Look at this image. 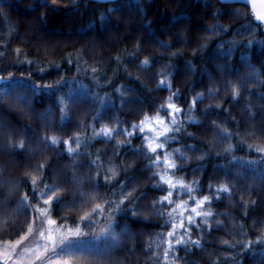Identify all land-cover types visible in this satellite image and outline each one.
<instances>
[{
	"label": "snow or ice",
	"instance_id": "1",
	"mask_svg": "<svg viewBox=\"0 0 264 264\" xmlns=\"http://www.w3.org/2000/svg\"><path fill=\"white\" fill-rule=\"evenodd\" d=\"M191 2L199 4L213 22L203 26L204 35L190 51L193 56L200 53L203 60L205 50L212 48L211 57L226 60L215 66L219 77L213 76L204 64L199 66L200 74L196 76L197 65L190 58L184 59L182 64L174 63L183 52L174 48L173 42L187 45L191 42L189 37L181 31L169 32L171 40L160 39L151 27V20H144L140 25L143 39L137 37L130 50L120 49L109 57V62L114 64L110 74L100 61L93 60L90 65L84 48L65 52L59 59L29 56L27 49L20 46L12 48L8 54V36H19L21 44H27L24 39L27 33L14 30L0 5V23L8 27V33L0 38V60L7 56L0 67V73H5L0 74V115L4 110L9 113L16 110L20 115H31L41 121L40 128L34 131L31 123L12 126L10 121L0 119V139L3 140L0 154L12 158L22 155L27 148L25 159L29 161L19 180L0 178V188H6L0 209L5 212L12 203L10 197L23 182L25 190L19 192L13 213L24 215L26 225H21L24 230L16 238L0 240V264H115L110 255L112 250L123 246L126 237L134 239L144 235L142 230L132 232L127 222L120 223L119 217L125 214L143 221L154 218L157 225L144 236L142 250L150 254L145 257L146 264H195L178 253L202 249L204 236L221 229L229 238H219V245L226 246L228 251L211 256V264H241L236 257L245 253L259 258L254 259L253 264H264V220L259 221L258 226L253 220L250 229L227 208L220 211L213 208L214 204L227 200L229 205L238 206L241 215L246 217L249 206L256 203L255 198L247 199L246 194L250 196L253 190H260L259 187L254 189L252 182L264 184V135H257L254 127L241 131V122L235 115H229L237 104L241 105L240 110L247 120L255 118L254 107L264 109V105L250 102L252 94L258 101H264V91L258 90L264 88V59L257 67L251 63L250 56L254 46L264 51V0H216L222 5L219 8L212 0ZM80 3L81 0H68L63 5L60 0H32L28 8L33 13L44 9L35 16L43 26L49 12L61 8L82 12ZM144 3L145 0H83L85 8L90 4L107 5L96 9L94 20L90 21L98 23L101 29L118 27L110 16L125 8L134 7L143 17L147 14ZM210 7L211 11H207ZM221 16L230 17L232 21L221 23ZM190 19L183 12L179 16L174 14L162 30ZM25 27L32 29L33 25L28 23ZM151 44L156 45L157 50L141 56ZM237 48L246 50L241 51L239 58V63L247 69L242 74L239 67L233 66ZM159 49L171 50L161 52ZM37 51L43 57L50 55L46 47ZM129 63L145 78L155 81L146 88L139 75L134 77L148 96L139 93L129 96L135 89L127 84L112 87L117 71L132 76ZM65 67L70 76L65 74ZM9 68H26V71L17 74L8 71ZM52 72L58 75L53 77ZM185 73L195 79L173 87V78ZM229 73L234 78H225ZM33 76L41 79H33ZM84 78L89 83H84ZM197 84L201 87L194 91ZM101 87H109L110 91H98ZM153 92L166 94L156 102L155 98L149 99ZM41 97L52 103L37 111L33 102H39ZM205 99L209 103H203ZM226 99L228 104L224 103ZM85 102L89 107L73 120L74 110ZM134 102H139L141 107H135ZM125 104L132 106L137 119L128 121L119 115ZM189 126L207 135L206 143L202 142V136L187 131ZM70 128L73 130L69 131ZM259 132L264 133V126ZM133 140L138 142L133 144ZM98 141L110 145L111 150L108 147L93 150L92 144ZM30 142L32 147H28ZM215 148L219 151L214 152ZM48 149L54 151L57 159L68 157V163L51 170V176L48 175ZM237 151L246 154L235 155ZM128 153L143 161L139 169L134 170L133 163L122 158V154ZM37 154L40 158L31 162L30 158ZM210 158L217 162L208 171L206 161ZM85 163L90 175L77 171ZM133 170L147 172L143 186L133 182L136 179L131 174ZM245 177L250 182L240 186L242 190L237 195V181ZM101 188L105 191H99ZM150 192L154 195L147 199L149 212L141 216L137 205L146 200ZM68 210L76 213L74 219ZM57 211L60 215L54 216ZM221 216L226 220L217 219ZM250 231L255 232L254 238L249 237ZM128 251L135 248L129 247Z\"/></svg>",
	"mask_w": 264,
	"mask_h": 264
},
{
	"label": "trees",
	"instance_id": "2",
	"mask_svg": "<svg viewBox=\"0 0 264 264\" xmlns=\"http://www.w3.org/2000/svg\"><path fill=\"white\" fill-rule=\"evenodd\" d=\"M32 2V0H0V5L4 8L7 13V21L11 24L14 30L20 34H25L24 39L28 42L27 44H21L19 36H8L9 43L7 44L8 54H10V50L14 47L20 46L22 48H26L29 56H37L40 59H59L65 52H70L73 49L84 48L85 49V59L89 61V64H92L93 60H97L101 62V66L106 69V73L110 74L114 67V64L109 62V57L116 53L120 49H131V46L135 43L136 38L140 37L144 38L143 30L140 27L142 21L151 20V27L156 31V34L160 37V39H168L171 40L172 37L169 35V32H181L185 31L186 35L190 39V43L187 45H182L177 42H173L174 48H179L183 52V56L177 58L174 61L176 64H182L183 60L186 58L192 59L193 63L197 65L196 76H199V66L204 64V66L212 72L213 76L219 77V72L216 70L217 64L225 63L226 60H221L219 58L211 57L212 48L206 49L204 52V59H200V53H196L195 56L191 53V48L195 46L196 40L204 35L203 26L212 23V17L210 15L205 14V10L201 9L199 4L193 5L191 0H145L143 5L146 15L143 17L133 8H125L123 12H113L110 16V19L114 25H118V27L112 28H104L101 29L98 23H90V21L94 20V16L96 15V9L106 8V4H90L87 8L83 5V0H81L80 8L81 11L70 12L64 8H61L59 11L49 12L43 26L39 21L35 19L36 14L39 11L44 9H37L36 13H33L28 5ZM61 4H65L68 0H60ZM212 3L215 7H222L221 4L216 3V0H212ZM232 7H236L233 5ZM211 11V7L207 10ZM183 12L191 17L190 20H181L180 23H174L170 29L167 31L162 30V26L168 23V20L175 14L179 16V14ZM232 18L227 16H221V23H230ZM127 22V26H126ZM31 23L33 25L32 29H26L25 25ZM235 23H242V21H235ZM199 26V28H198ZM8 33V27L2 23H0V38H4L5 34ZM232 33L229 32L228 36H231ZM227 39V37H223ZM260 39V36L257 37ZM47 48L50 52L48 57H43L40 55V52L44 48ZM214 47V40L213 45ZM156 45L151 44L145 52H142L140 55H148L151 52L156 51ZM171 49H159L161 52H167ZM243 49L237 48L235 50L233 56V66L239 67V73H245L247 69L239 63V58L241 55V51ZM246 51V50H243ZM251 63L257 65L259 67L260 61L264 59V51H258V46H254L250 52ZM167 59V56L163 57ZM7 60V56L5 60H0V67H3L4 63ZM127 63V61H125ZM63 67V66H62ZM158 67V65H157ZM66 75H71L68 69L63 68ZM128 70L132 73V76H126V73L123 71H117L116 76L112 81V87L114 88L116 84H127L130 88L135 89V92H129V96H133L136 93H139L141 96H148V93L141 88V85L138 81L134 79L137 75L141 77L144 81V86L151 87L155 81L148 80L145 78L142 72H139L133 64H128ZM154 70V69H153ZM8 71H14L17 74L21 71H26V68H9ZM5 74V73H0ZM51 75L54 77L58 75L57 72H52ZM232 77L233 74L229 73L225 78ZM48 77H43V79H47ZM33 79H41L40 76H33ZM194 76L191 74H183L177 75L173 78V87L182 86L186 80H193ZM84 83H89L87 78H84ZM249 83H254V81H249ZM201 85L197 84L194 91L199 90ZM185 93L187 89H183ZM259 91H264V88L258 89ZM100 92H109V87H101L98 89ZM166 93L162 92H153L149 99L155 98L156 102H159L160 98ZM55 95V94H53ZM241 104L243 103V97L240 98ZM253 105L260 103L264 105V101H258L255 94H252L251 101ZM52 101L48 99H44L41 97L39 102H33V107L39 111L42 110L46 104L51 105ZM148 103V100L145 101V105ZM203 103H209L207 99L203 101ZM225 104H228V100L224 101ZM135 107H141L139 102H134ZM89 107L88 102H85L80 108L75 109L73 113V120H75L79 115L84 113V110ZM129 104H125L124 107L119 111V115L121 117H125L128 121H132L133 119H137L138 116L134 115ZM199 107V106H198ZM241 105L237 104L234 108H232L229 115H235L237 119L241 122L240 130L243 131L246 127H254L257 129V135H264V133H260L259 129L264 126V109L254 107L252 109L255 118L252 120L245 119V114L240 110ZM26 111V109H24ZM199 115V113H196ZM58 115V113H57ZM90 116L91 113H88ZM0 119H6L11 122L12 126H17L19 124H29L33 125V130H38L41 125V121L36 120L34 116L31 115H20L16 110H12L10 113L8 110H4L3 115H0ZM230 127H234L231 126ZM73 129H69L71 131ZM189 132L197 133V136H202V142L207 141L208 136L199 131L196 127L189 126L187 128ZM137 140H133V144L137 143ZM189 142V141H182ZM194 142V141H193ZM0 143H3V140L0 139ZM33 144L30 142L28 147H32ZM108 147L111 150L110 145H104L102 142H94L92 144V149L95 150L97 148ZM214 152L219 151L218 148L213 150ZM49 157V173L48 175H52L51 170H58L62 168L63 165L68 163V157L66 155L59 157L58 159L55 157V153L52 149H48L46 153ZM235 155H245L244 151H237L234 153ZM195 155V154H193ZM28 156L27 148L22 155L14 156L10 158L7 154H0V178L3 179H17L19 180L21 173L24 171L26 164L29 162L25 159ZM40 156L37 154L35 157H31L30 161L35 162L39 159ZM122 158L125 162H132L134 165V170L139 169L143 161L138 158H134L131 153L122 154ZM83 159V158H81ZM214 162L212 158L206 161L208 171H211V166ZM131 173L136 177L133 181L134 183H138L141 186L145 184V178L147 177V172L139 173V172ZM78 173L81 175H90V170L88 169L86 163L81 165L77 169ZM149 171H151L149 169ZM223 175V173H220ZM121 179L124 177L121 176ZM232 179L231 176L228 177ZM208 179L207 172L205 173V181ZM250 181L247 177L243 180L237 181V195L239 194V190H242L240 186L248 184ZM253 188L259 187V191L253 190L248 196L246 194L247 199L255 198V205H250L248 209L247 216L244 217L241 215V209L238 206H231L227 200H224L222 203L214 204L213 208L217 211L227 208V210L236 218L245 223V226L248 228H252V221H257V226L259 221L264 220V184H260L259 181H253ZM86 186V185H85ZM25 186L23 182L19 183V187L16 192L12 194L10 197L12 203L7 205L6 212L5 210L0 209V240L3 239H13L19 235L20 231H23L24 228L21 225H25V217L22 214L13 213V209L15 207V200L19 195L20 191H24ZM145 190H147L145 188ZM6 191V188H0V199H2V194ZM99 191H105L104 188L99 189ZM154 193H149L146 200H142L137 205V208L140 209V215H146L149 212L147 208V199H151ZM68 197H66L67 199ZM11 214V215H8ZM68 214L75 218L76 213L73 210H68ZM60 211L54 213V216H59ZM217 219L226 220L225 217H217ZM120 223L124 224L127 222L129 224L130 230L132 232H137L138 230L143 231V236L137 235L134 239L125 238V244L123 246L118 247L117 249L112 250L110 255L113 257L115 264H146L145 257L150 255L149 253L143 251V240L144 236H147L151 231H153L157 225L154 222V218L150 220L143 221L139 218H129L127 214L119 217ZM71 222V221H70ZM26 226V225H25ZM255 232L250 231L249 237L254 238ZM246 237V238H249ZM219 238H229L225 236L224 230L214 231L210 234H206L203 238L204 247L202 249H193L189 253L185 254L181 250L178 255L182 257L186 256L187 260L194 261L195 264H211V256L216 254H222L228 251L226 246L219 245ZM239 239V237H237ZM134 247L135 251L129 252L128 248ZM239 251V249H237ZM211 254V255H210ZM254 259H259L258 257H251L248 254H243L242 256H237L236 260L241 261V264H253Z\"/></svg>",
	"mask_w": 264,
	"mask_h": 264
}]
</instances>
